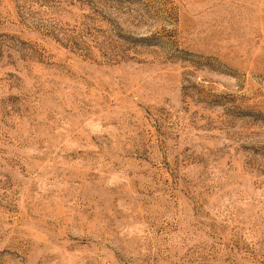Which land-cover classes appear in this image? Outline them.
I'll use <instances>...</instances> for the list:
<instances>
[{
	"label": "rangeland",
	"instance_id": "rangeland-1",
	"mask_svg": "<svg viewBox=\"0 0 264 264\" xmlns=\"http://www.w3.org/2000/svg\"><path fill=\"white\" fill-rule=\"evenodd\" d=\"M0 264H264V0H0Z\"/></svg>",
	"mask_w": 264,
	"mask_h": 264
}]
</instances>
